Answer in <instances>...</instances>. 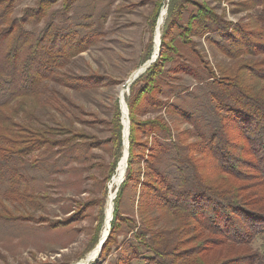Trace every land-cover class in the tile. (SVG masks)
Returning a JSON list of instances; mask_svg holds the SVG:
<instances>
[{
    "label": "trees",
    "instance_id": "1",
    "mask_svg": "<svg viewBox=\"0 0 264 264\" xmlns=\"http://www.w3.org/2000/svg\"><path fill=\"white\" fill-rule=\"evenodd\" d=\"M15 1L0 0V219L5 221L27 220L8 215L6 204L24 205L31 200L29 184L35 175L44 180L75 170L67 164L80 154L88 155L92 147L71 119L83 114L81 108L57 86L86 91L105 79L67 70L70 60L86 51L99 35L87 30L90 23L75 24L71 16L57 22L55 12L48 13L56 0H40L37 7L15 17ZM178 1L184 7L189 2L171 0L158 58L132 83L126 98L130 120L127 169L101 254L122 221L118 205L124 187L132 181L133 153L141 146L136 138L139 132L154 141V153L149 156L152 164L146 165L155 182L143 183L149 193L142 192L139 198V209L149 214L152 226L140 234L135 231L138 247L129 260L142 264H264V0H254L257 31L242 23H227L204 3H197L182 22L172 13ZM73 4L74 0H68L61 12L66 14ZM41 21L39 31L27 29ZM194 34L204 36L229 57L230 67L218 65L217 70L205 65L200 74L177 61L179 44L192 47L190 35ZM167 64L171 66L165 69ZM179 72L196 76L200 84L186 96L170 82ZM204 81L210 82L208 88L201 85ZM158 94L181 101L162 103L155 99ZM44 110L54 118L53 123L39 117ZM162 110L182 118L199 141L181 146L162 117L136 120V114ZM119 117L116 106L109 130L117 150L122 134ZM193 154L207 159V174L200 172L201 159ZM183 236L189 237L183 241ZM188 243L193 245L178 251Z\"/></svg>",
    "mask_w": 264,
    "mask_h": 264
},
{
    "label": "rangeland",
    "instance_id": "2",
    "mask_svg": "<svg viewBox=\"0 0 264 264\" xmlns=\"http://www.w3.org/2000/svg\"><path fill=\"white\" fill-rule=\"evenodd\" d=\"M39 1L16 0L13 5V16L20 17L25 9L37 7ZM67 1L56 0L48 13L55 12L54 17L57 22L71 16V22L75 24L90 23V28L87 30H95L99 34L89 42L86 51L70 60L67 70L81 76L105 77L102 84L86 91H74L57 86L59 91L81 108L83 114L81 115L80 112L74 114L71 119L78 131L84 135V141L91 143L92 147L88 155L80 154L78 160L73 159L67 164V168L72 166L75 170L54 173L44 180L38 179L35 175V179H31L29 184L33 192L31 200L25 201L24 205H19L17 202L6 204L9 209L8 215L21 216L27 220L0 219V264H80L88 259V254L95 247H98L104 234L107 235V225L110 223L108 212L110 216L111 201L114 210L117 193L114 199L112 197L119 184L114 183V179L117 177L120 161L125 155L123 120L124 122L126 120L127 125V115L123 118L120 99L126 105L132 83L146 71L158 55L144 72L140 73L129 86L127 85L125 91L121 93L119 88L123 83H127L132 74L138 72L152 55L156 54L154 44L157 23L164 10L159 27L158 46L160 47L161 33L168 21V6L171 3V0H74L75 4L69 6L65 14L61 11L66 9L63 7H66ZM197 3L208 5L215 13L222 15L227 23H242L256 31L260 28L255 20L258 6L255 5L254 0H189L185 7L182 6L183 1H178L172 12L174 18H180L184 22L186 16L197 7ZM70 25L72 29H76L74 24L70 23ZM42 27L43 21L31 24L27 29L39 31ZM174 29L176 32L177 28ZM192 35H190L192 47L188 44H179L177 61L183 65L189 64L196 73L200 74L204 73L205 65L217 70L218 65L230 67L232 60L229 57L223 55L214 45H210L204 36ZM194 49L199 57L194 54ZM198 59L199 64H194ZM200 60L204 64L200 63ZM170 66L171 64H167L165 69ZM176 75V78L171 79L170 82L174 87H179L181 92L186 93L182 96H186L189 91L200 85L196 76L192 74L179 72ZM209 83L204 81L201 85L208 88ZM133 89L136 90L137 86ZM155 99L168 104L181 101L174 97L167 99L159 94ZM116 106L122 125L121 145L118 150L114 141H111L109 130ZM126 113H128L129 127L128 109ZM144 113L136 114V120L143 122L162 117L171 126L172 133L178 136L177 140L181 146L199 141L197 134L191 136V128L179 116H169L164 110ZM39 117L45 123L54 122L48 111L40 112ZM126 125L124 124V129ZM136 138L141 146H137L136 152L133 153L132 181L124 187L118 205L122 221L111 235L105 251L102 254L101 251L99 254L96 252L98 255L95 254L86 264H126L125 261L127 264H142L141 260H129V257L136 253L138 247L134 239L135 231L140 234L142 229L152 226L149 214L139 209L141 205L139 198L142 192L149 193L148 189L143 188V183L151 182L152 176L155 177L146 165L147 162L152 164L153 159L149 156L154 153V141L144 138L139 132ZM127 140L129 146V139ZM195 158L201 159L198 164L202 165L200 172L207 174V159L199 155ZM126 169L121 177L123 181ZM156 219L159 220V216ZM109 235L110 226L107 238ZM187 237L189 236H183V241ZM191 245L193 243L180 245L178 251Z\"/></svg>",
    "mask_w": 264,
    "mask_h": 264
},
{
    "label": "bare ground",
    "instance_id": "3",
    "mask_svg": "<svg viewBox=\"0 0 264 264\" xmlns=\"http://www.w3.org/2000/svg\"><path fill=\"white\" fill-rule=\"evenodd\" d=\"M163 16H164V10L161 12V15L159 17V20H158V23H157V27H156V34H155V44H154V53H156V50H157V46H158V41H159V27L162 23V20H163ZM142 70V67L139 69L138 72H140ZM137 71L135 73H138ZM132 77V76H131ZM131 81V78L127 81V83H123L122 86L119 88V91L122 93L123 91H125L127 85H129V82ZM127 113H126V110L124 108V112H123V118L124 116H126ZM127 117V116H126ZM124 124L126 125V120L124 122ZM126 133H127V125H126V128L124 129V146H125V155H123V158L121 159L120 161V165H119V168H118V174H117V177L114 179V183H119L121 181V177L123 176V173H124V169H125V161H126V142H125V139H126ZM113 198V197H112ZM108 217L110 219V216H109V212H108ZM108 219V221H109ZM104 237H105V234H104ZM103 237V238H104ZM102 240V239H101ZM99 246V244L97 245ZM98 247H95L87 256V260L86 261H83L81 262L80 264H86V262L92 260L93 256H95V254L98 253ZM97 252V253H96Z\"/></svg>",
    "mask_w": 264,
    "mask_h": 264
},
{
    "label": "water",
    "instance_id": "4",
    "mask_svg": "<svg viewBox=\"0 0 264 264\" xmlns=\"http://www.w3.org/2000/svg\"><path fill=\"white\" fill-rule=\"evenodd\" d=\"M160 42V41H159ZM158 52H159V46L157 47V50H156V54L155 55H152L150 60L147 61L143 66H142V70L138 73H135V74H132V77H131V81L129 82V85L139 76L140 73L144 72V70L151 64V62L154 61V59L157 57L158 55ZM128 85V86H129ZM120 104H121V108H122V112H124V108L126 109V112H127V108H126V105L124 104L123 100L120 99ZM123 116V115H122ZM127 133H126V139H125V142H126V160H127V157H128V113H127ZM123 140H124V120H123ZM127 165V164H126ZM125 169H126V166H125ZM123 181V179L119 182V184L117 185V188H116V191L114 193V196H113V199L115 198L116 196V193L118 192V188H119V185L120 183ZM112 212H113V202L111 201V213H110V219H109V222L111 221L112 219ZM109 226H110V223L107 225V235L99 241V246H98V254L100 253L101 251V248H102V245L104 243V241L106 240L107 236H108V233H109ZM97 254V255H98ZM96 255V256H97ZM83 262V261H82Z\"/></svg>",
    "mask_w": 264,
    "mask_h": 264
}]
</instances>
